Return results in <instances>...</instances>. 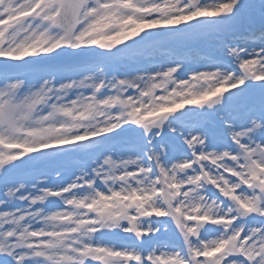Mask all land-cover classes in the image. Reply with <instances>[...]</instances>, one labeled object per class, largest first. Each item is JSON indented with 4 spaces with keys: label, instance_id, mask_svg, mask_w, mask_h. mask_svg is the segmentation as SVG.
I'll return each mask as SVG.
<instances>
[{
    "label": "snow or ice",
    "instance_id": "1",
    "mask_svg": "<svg viewBox=\"0 0 264 264\" xmlns=\"http://www.w3.org/2000/svg\"><path fill=\"white\" fill-rule=\"evenodd\" d=\"M0 264H264V0H0Z\"/></svg>",
    "mask_w": 264,
    "mask_h": 264
}]
</instances>
